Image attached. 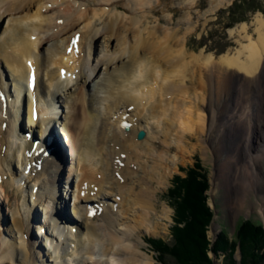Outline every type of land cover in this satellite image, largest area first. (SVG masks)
I'll return each instance as SVG.
<instances>
[{
  "label": "bare ground",
  "instance_id": "6f19581e",
  "mask_svg": "<svg viewBox=\"0 0 264 264\" xmlns=\"http://www.w3.org/2000/svg\"><path fill=\"white\" fill-rule=\"evenodd\" d=\"M223 2L217 0V7ZM150 4L149 0H0V20H6L0 31V63L4 64L11 76L12 89L16 93L25 90L27 67L24 62L32 59L37 69L34 97L45 104L43 94H40L46 92L51 99L54 97L64 105L66 113L65 116L61 115L60 120L67 131L68 144L72 141L71 129L73 126L78 129V133H75L76 145L68 147L69 151L61 148V152L53 155L52 161H43L42 169L36 168V162L26 176L14 172L10 164L13 159L16 165L27 168L31 158L23 157L21 161L19 152L30 149L31 143L16 135L14 119L17 107L14 117L8 113L9 129L0 128V152L3 155V159H0V196L7 202L11 199L19 202L13 203L15 207L10 219L13 232H9L14 235L16 243L7 238L0 239V264H5V261L13 264L15 260L37 264L41 260L38 258L43 253L36 248V243L27 242L23 234L26 232L24 227L34 223L37 218H33L32 212L30 219L31 205L28 200L31 197L32 202L37 201V205L48 197L53 201L52 207L57 214L54 217L65 221L63 196L55 197V194L58 193L59 176L64 175L58 169V162L67 161V157L79 169L77 173L70 167L67 177L73 172L77 173L74 192H78V195L73 194V198L78 202H74L71 210L80 227L76 234L55 229L57 237L63 236L65 243L68 240L74 244V247H68L58 242L54 255L50 254L55 264H155L153 257L143 252L141 242L135 240L137 235L134 231L152 224L151 217L157 213L152 183L164 185L172 170L169 164H172L175 156L170 160L163 154L165 149L161 152L157 149L161 146L157 141L161 136L163 143L170 144L172 140H167L171 138L170 135L174 139L179 137L180 141L187 136L190 140L196 136L199 143L211 141L214 153L219 157L227 156L224 167L239 166L238 170L245 173L248 188L246 196L240 200L242 203L248 204L251 187L252 190L256 185L264 187V16L261 13L256 15L254 34L248 33V26L244 23L239 29L231 30V34H242L241 38L246 43H241V48L235 53L228 52L216 61L212 54L206 55L204 51L199 55L187 54L184 41L177 38L175 31L163 32L160 26L150 25L148 15L154 9ZM57 19H61L63 26L58 23L52 25ZM53 27H57L55 29L59 35H54L53 41L46 44L44 33L55 32ZM76 33H80L79 39L71 41ZM100 39L110 51L97 57L99 63L91 65ZM68 48H71L70 53L67 52ZM61 69L63 78L60 77ZM89 69L90 74L87 72ZM233 70L250 83L238 94L242 96L248 92L250 96L249 90L253 94L251 98H245L247 110L240 117L230 112L225 114L230 107L228 93L234 88ZM38 72L46 76V84L50 86L46 91H43L45 81L38 79ZM96 72V77L99 75L97 81L92 80ZM93 82L88 99L85 89L89 90ZM102 92L104 96H100ZM30 93L28 91L27 94ZM19 99L20 94L17 93L14 102L18 104ZM27 101L24 122L29 130H33L42 126L43 117L52 111L51 104L48 103L49 108L33 121L31 102L28 98ZM198 103L201 106L198 107ZM207 108L209 120L204 113ZM120 110L123 112L120 113ZM127 113L130 114L129 122ZM110 116L114 118V129V124L109 125ZM116 116L121 118L120 122L115 120ZM143 121L152 122L154 131L147 129ZM125 123H128V129ZM143 128H146L145 137L137 140L136 133ZM114 133L117 134L113 137ZM226 139L232 144L228 145L227 152ZM181 148L186 150L183 144ZM65 150L69 153L66 157L63 156ZM121 153L128 154L127 160H121L125 164L118 160L121 156H117ZM143 155L154 158L155 165L148 168L141 162L139 166L134 163L135 158ZM131 165H134L132 169ZM167 168L169 174L163 170ZM140 170L143 174L138 176ZM110 171L117 179L121 175L119 179L123 181L120 182L128 186L113 188ZM7 172L13 174L10 180H7L8 177L6 180L2 178ZM134 177L138 180L128 188ZM48 184L51 188H47ZM34 187H37L35 193ZM11 188L16 189V194L11 192ZM24 193H28L26 197ZM111 195L121 196L117 213L109 205ZM129 198L132 206L129 204L130 209L124 208L125 211H122ZM82 202L102 205V208L100 205L92 208L93 211L102 209L100 215L88 216L89 209L83 212ZM263 202L264 197H258L251 205L259 208ZM129 211L137 214L134 219L136 228L126 225L125 230H119L117 234L116 225H122L120 215ZM167 213L168 210L164 211V214ZM99 216L106 222V229L110 233L108 237L98 227ZM72 224L70 226L74 227V222ZM38 228L41 230V225ZM45 242L48 244V241ZM62 245L63 248H60ZM60 250H64L61 255ZM95 256H99L96 263L93 261ZM56 258H60L62 263Z\"/></svg>",
  "mask_w": 264,
  "mask_h": 264
},
{
  "label": "rangeland",
  "instance_id": "374dc122",
  "mask_svg": "<svg viewBox=\"0 0 264 264\" xmlns=\"http://www.w3.org/2000/svg\"><path fill=\"white\" fill-rule=\"evenodd\" d=\"M223 1L224 2L221 3V5H218V7H217V4H216L217 0H149V4L151 2L150 6L151 7L153 6L154 9L148 15V17H149L148 21H149L150 25H152V26H160L163 32L171 33V32L175 31L177 38L181 42L184 41V46H185L187 54L199 55L201 52L204 51V53L206 55L212 54L216 58V61H218L222 55H224L228 52L229 53L230 52L235 53L236 50H239L241 48V43H246V41L242 40V38H241L242 34H238L237 32H234L231 34V30L239 29L241 27V25L244 23V24H247V26H248V33L254 34L255 26L253 25V22L255 20V17L257 14L261 13L263 15V13L260 10L252 11V10H249L248 8L253 7L251 5L257 4L261 9L264 10V0H254V1L238 0V1H236V4L234 5V7L230 8V9H227V8L229 7V5L231 4V2L233 0H223ZM238 7H240V9ZM0 12H1V10H0ZM232 12L235 14H233ZM238 18H242L243 20L234 22V20L238 19ZM60 20L61 19L53 21L52 25H55L54 22H57L58 24L63 26L62 21L60 22ZM55 28H57V27H55ZM55 28L53 27V30H56ZM46 32L47 31H45V33ZM45 33H44V36H45L44 39L46 38V42H45L46 44L53 41L54 35H56V36L59 35L57 30L55 32H50L49 34L48 33L45 34ZM100 40L96 44V55L94 54L95 58L92 56V60L90 62L91 65L93 63L96 64V62L99 63V58L97 59V57L101 56L102 54L107 55L110 51V48H109V50H107L108 46H104L102 39H100ZM115 45H116V42L114 43V46ZM111 47H113V46H111ZM263 69H264V61H263V65H262V72H264ZM87 72L90 74V69L87 70ZM98 72L93 74L92 80L97 81V79L99 77V75H98V77H96ZM228 73H230V72H228ZM232 78L234 81V88L232 91H229V93L227 92L228 93L227 100L230 101L229 102L230 107L227 108L228 110L226 109L225 114L228 115L230 112L234 115H237V117H240L244 114V112L246 113L247 106L245 104L246 103L245 98L247 96H249V94H248V92H245L241 96L238 93L240 91H243L246 88V86L248 87V85L250 83L240 73H238L234 70H233ZM263 82H264V79H263ZM93 87H94V82L91 85H89V90L85 89L86 94H87V98L89 97L88 91L91 92V88H93ZM251 92L252 91L249 90V93H250L249 97L250 98L253 96V94H251ZM100 96H104V92H102L100 94ZM238 97H240V98H238ZM235 105H237V106L235 107ZM199 106H201V105H199V103H198V107ZM243 106H245V107H243ZM132 110H133V108H132ZM121 111L123 112V110H120V113H122ZM207 111H208V108H207V110L205 109L204 113L209 120V114ZM116 114H117V112H116ZM126 115H128L127 121L129 122V115L130 114L127 113ZM102 116H103V114H102ZM106 116H109V114H106ZM8 118H9V116L7 117V119H5L8 122L7 125H9ZM245 118L248 119V117H245ZM120 119L121 118H117V116L115 117V120H117L119 122H120ZM243 119H244V117H243ZM112 124H114V126H112V129H114L116 127V125L114 123V118L110 116L109 125L111 126ZM24 125L28 126V124L26 122ZM143 125L146 126L147 129H150L151 132L154 131V126H153L152 122H146V121L144 122L143 121ZM7 127L5 130L9 129V126H7ZM73 127H75V126H73ZM144 130H146V128ZM98 131L100 132V129ZM75 133H78V129H76V131H73V129H71V137H72L71 139H72V141H74V145L77 144ZM97 134H100V133H97ZM116 134L117 133H114L113 137ZM170 137L171 138H168L167 140L168 141L172 140L171 144L168 142L163 143L160 140L162 138V136L157 140V141H159V143L161 145L160 147L156 146L158 151L160 150L159 152H161L162 150L165 149L163 154H165L170 160H172V158L174 156H175V159L173 162H171L172 164H169L171 169H172L170 174H169V171H170L169 168L163 169L166 174H169L168 180L165 181L164 185H158L157 183H154V182L152 183L151 187H152V189L155 190L154 203H155V209L157 211L156 214H153V215L151 214L152 215V217H151L152 224L150 225V227L142 226V227L136 228L137 224H136V222H134V219L136 218L137 214H134V211H131V212L129 211L128 214L120 215L122 225H119V226L116 225V227H117L116 229H118L117 234H118L119 230H125L124 226L131 225L133 228L137 229L134 231V233L137 235L136 236L137 239H135V240H138L141 242L143 252L148 254V255H151L155 261V264H176V262L173 260V258L170 257L169 255L165 256V258H164L165 262L164 263L159 262L158 258H157V252L153 249L150 240L152 238H154V239L164 240L165 242L171 241L172 238H171L170 229H171V226L173 225V213H174V211H173L172 207H170V205H169V199L167 196V191L172 186L173 179L176 175H179L181 177L186 176L187 170L189 168L194 167L195 164H199L200 168L203 169V172L205 173L207 180H208V183H209V187L206 191V195H207V203H208L211 211L213 212V216H212L211 222L208 226L207 236H208V239L211 241V243H213L215 241V240H213L214 239V233L216 232L218 235V233L220 232L221 229H225L228 236L232 237L233 234L235 233L236 226H238V224L242 220L250 219L253 223L260 224L264 228V202L259 208H258V206L254 208L251 205L253 202L257 201L258 197H264V190H263L264 187H262L261 185H256L253 190L251 187L250 190L252 191V194H251V191L249 190L250 191V194H249L250 199L248 200V204L242 203L240 200L246 196L248 184L245 182V180H246V175H244L245 173L240 172L238 170L239 166H233V168H232V166L231 167H224V164L226 161L225 159L227 158V156L226 157H219L220 156L219 154L214 153L215 151L212 149V145H211L212 142L211 141H205V142L199 143L198 138L196 136H194L191 140L189 139V136H187V138L184 139L185 141L184 140L180 141L179 137H177L175 139H174V136L170 135ZM179 143H181V146L183 144L185 146L186 150H183L181 148V146L179 145ZM229 144H231L230 141L228 139H226L225 146L227 145V147L225 148V150H226L225 152L229 151V147H228ZM98 145H99V143H98ZM69 149L70 148H68V151H69ZM68 151L65 150L66 153L64 152L63 156L66 157L67 155H69ZM129 155H131V154H129ZM117 157L121 158V159L120 158L118 159L120 163L125 164V162H123L121 160H124V161L127 160L128 154L121 153ZM126 157H127V159H126ZM0 159H3L2 154H1ZM67 160L69 162H67L66 165L64 166V169H63L64 172L63 171L61 172V166H62L61 163L62 162L61 161H60V163L58 162V169L60 170V172L62 174H64L62 176L63 179L67 178L66 176H68V174H69L68 170L70 169V167H72L74 171L76 169H78L77 165H75V164L72 165V163H70L71 158L67 157ZM140 162H141V164L146 165V167H148V168H151L156 163L154 158H151V157L148 158L145 155H143V157L140 156L139 159L135 158L134 163L138 164V166H139ZM157 163H160V161H157ZM43 165H44V162H42V166ZM42 166L40 169H42ZM132 166L134 167V165H131V169H132ZM138 166L136 165L137 169H138ZM262 166L261 167H262V170L264 172V165H262ZM12 169L14 170V172H17L15 170V167ZM147 170L149 171V169H147ZM262 170L259 169V171H262ZM30 171H32V169H30ZM76 172L79 173V169ZM19 173H21V172H19ZM77 173H75V174H77ZM141 173L143 174L142 170H140V172L137 175L141 176L142 175ZM72 174H74V172L71 173V175ZM110 175L112 177L111 181L113 182V188L117 187V186H125V187L128 186L126 183L120 182V181H123V180L119 179L122 177L121 175L117 176V177H119L118 179L116 178L115 174L112 173L111 171H110ZM144 175H146L145 179H148L147 174H144ZM247 177H248V175H247ZM75 178H76V176H75ZM7 180H10L9 177ZM137 180H138L137 177L132 178V180H130V186L128 188L131 187V185H132L131 183L133 181L135 182ZM0 181H1V178H0ZM64 188H65V186L63 187V191H62L63 193L61 192L62 195H64ZM11 189H12L11 192L13 194H16V189H14V188H11ZM115 189H113V190H115ZM74 190H75V186H74ZM138 190H139V188H138ZM27 194L28 193H24L25 197ZM109 197H111L110 198L111 200L108 201L109 205L113 206V211L117 213L119 211V210L117 211V209L119 208V204H121V202H120L121 196L114 197V195H111ZM128 200L129 201L127 202V205L123 206V208H121L122 211H125L124 208L126 210L130 209L129 204L132 206L130 198ZM15 201L16 200L11 199L9 202H7L6 200L3 199L2 196H0V239L7 238L10 242H13V243L14 242L16 243V239H15L14 235L12 233H9V232L10 231L13 232V226L10 223L11 215H12V212H13L14 207H15L13 205L16 204V202H19V200H17L16 202ZM43 201H44V199L42 200V202H40L36 205L37 201L35 203V202L30 201V199H29V203L31 205L30 206V208H31V210H30V217L31 218L30 219H32V212H33L34 213L33 218H34V216H35V218L37 216V219L40 218L43 222H46L45 221L46 216H48L50 214V210H52V208L50 207V203L48 202V199L45 200L46 202L45 201L43 202ZM33 203H35V204L33 205ZM124 204H125V202L122 203V205H124ZM92 205H93L92 208H95L96 206H99L100 204H96V206H95V202H92ZM65 206H66V203H65ZM100 206H101L100 208L103 207L102 205H100ZM233 209H237V211L234 212ZM167 210H168V213L164 214V211L166 212ZM138 211H139V209H138ZM21 212H23V211L21 210ZM98 215H100V214H98ZM101 216H102V214H101ZM71 217H73L72 214H71ZM47 219L50 220V217H48ZM72 219H73V222H74V225L76 226V228L80 227L79 222H77V220L74 219V217ZM41 220H37V221L35 220L34 223H31V225L30 224L26 225V227H24L26 230L24 237H25V235H27L26 236L27 242L30 241V243H37V245H36L37 249H39V246L42 247V243L44 244L43 251H42V249H39L40 252L43 253V255H40L41 258H38V259L39 260L41 259V260L37 264H50V263L55 264L54 258L50 257V254L54 255V253H55V250L51 249L52 247L53 248L55 247L51 243L53 241L51 239L52 236L48 235V234H45L44 236L41 235V232H40L41 230H39V228H38V226H39L38 223ZM50 222H52V221L50 220ZM97 223H98V227H101L102 231L105 234H107L106 236L108 237V235L110 233H109V230L106 229V222L103 219H101L99 216ZM44 226H45V228H47V232H49V233L55 232V227L53 226V224L47 223ZM216 226H218L217 229H215ZM3 233L5 235L7 234L10 236L5 237V235ZM47 237L49 239H47ZM43 238L44 239L46 238V240H44ZM141 239H142V241H141ZM40 241H41V244H40ZM45 241H49L50 243L48 242V244H47V242H45ZM64 242L65 241H63L62 244ZM63 245H62V248H63ZM19 247L21 248V246H19ZM60 251H62V250H60ZM63 252H64V250L62 251V253H60V255L63 254ZM208 255L212 258L214 264H228L229 263L221 251H219L217 254L212 253V251H208ZM56 259L58 262H61L60 258H56ZM98 259H99V256L98 257L95 256L93 261L96 263V262H98L97 261ZM233 259L237 262V264H240L241 252H240L238 246H236L235 251L233 252ZM14 263L26 264V263H23L22 261H16V260H15V262H13V264ZM5 264H11V263L9 261H5ZM262 264H264V262Z\"/></svg>",
  "mask_w": 264,
  "mask_h": 264
},
{
  "label": "trees",
  "instance_id": "16d2710c",
  "mask_svg": "<svg viewBox=\"0 0 264 264\" xmlns=\"http://www.w3.org/2000/svg\"><path fill=\"white\" fill-rule=\"evenodd\" d=\"M236 1L238 0L227 9L234 7ZM251 6L253 7L248 8L249 10H260L264 15V10L257 4ZM242 20L238 18L234 22ZM208 187L207 177L199 164L189 168L186 176L174 177L172 186L167 191L169 205L174 211L170 229L172 239L170 242L154 238L150 240L157 252L158 261L164 263L165 256L169 255L176 264H213L208 251L215 254L221 251L228 264H237L233 259V252L238 246L241 252L240 264H262L264 228L250 219L242 220L232 237L228 236L225 229H221L213 243L208 239L207 230L213 216L207 203Z\"/></svg>",
  "mask_w": 264,
  "mask_h": 264
},
{
  "label": "water",
  "instance_id": "95a60500",
  "mask_svg": "<svg viewBox=\"0 0 264 264\" xmlns=\"http://www.w3.org/2000/svg\"><path fill=\"white\" fill-rule=\"evenodd\" d=\"M144 135H145V132L143 131V130H139L138 131V133H137V138L138 139H142L143 137H144ZM216 233V232H215ZM214 233V239L213 240H215V238H216V236H217V233L215 234ZM213 253V252H212ZM214 264V263H213Z\"/></svg>",
  "mask_w": 264,
  "mask_h": 264
}]
</instances>
